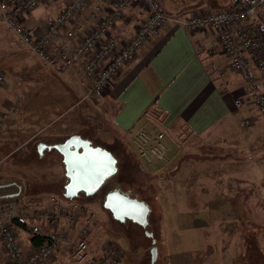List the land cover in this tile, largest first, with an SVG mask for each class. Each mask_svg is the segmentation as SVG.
I'll list each match as a JSON object with an SVG mask.
<instances>
[{"label": "rangeland", "instance_id": "rangeland-1", "mask_svg": "<svg viewBox=\"0 0 264 264\" xmlns=\"http://www.w3.org/2000/svg\"><path fill=\"white\" fill-rule=\"evenodd\" d=\"M61 1L48 0L40 7L49 20L63 9ZM160 1L168 11L167 0ZM0 71V201L19 194L20 205L28 209L72 202L84 206L93 219L88 243L94 259L115 242L123 254L115 264H151L154 247L155 264H264V118L246 127L238 122L222 128L219 136L225 139L182 140V148L190 147L177 156L172 174L177 173L170 178L168 157L161 165L142 166L115 142L109 116L88 105L72 109L78 91L59 80L1 20ZM74 134L114 148L110 152L121 174L151 206L146 228L115 221L104 208L103 189L66 200L58 196L59 185H49L66 181L62 156L45 150L40 158L38 144H57ZM190 212L201 217H182ZM60 262L74 264L67 252Z\"/></svg>", "mask_w": 264, "mask_h": 264}, {"label": "built area", "instance_id": "built-area-1", "mask_svg": "<svg viewBox=\"0 0 264 264\" xmlns=\"http://www.w3.org/2000/svg\"><path fill=\"white\" fill-rule=\"evenodd\" d=\"M47 2L0 0V20L49 70L78 91L72 102L75 110L80 106L85 109L89 104L97 105L101 95H108L121 69L170 20L160 0H65L62 12L40 33H35L25 24V19ZM91 2H94L97 20L90 28H83L77 20ZM136 6L142 8L145 17L137 26L134 37L120 44L113 31L125 12ZM262 8L264 0H237L229 9L172 20L192 33L208 29L216 33L231 71L248 75L252 93L247 99L235 100L236 107L248 103L264 117V23L258 21ZM252 71L259 75L260 89L255 88L256 79L249 74ZM74 72L75 79L72 77ZM3 80L0 71V85ZM8 117L5 113L4 120ZM251 123L252 119H245L242 126ZM131 136L139 161L153 166L167 160L168 147L163 131L140 129ZM21 201L19 195L0 201V246L6 264H47L64 248L74 264H115L121 260L123 254L115 242H109L101 256L95 259L91 256L88 236L93 219L84 206L72 202L59 208L28 209L20 205ZM30 220L45 222L51 232L44 244L26 252L15 223ZM64 222L69 232L60 229Z\"/></svg>", "mask_w": 264, "mask_h": 264}, {"label": "crops", "instance_id": "crops-1", "mask_svg": "<svg viewBox=\"0 0 264 264\" xmlns=\"http://www.w3.org/2000/svg\"><path fill=\"white\" fill-rule=\"evenodd\" d=\"M236 2L237 0H167L168 11L164 2L161 3L170 20L145 42L136 56L121 69L110 93L101 95L97 105H88V110H98L109 116V127L115 142L121 143L122 151L133 160L139 161L131 133L140 129L163 131L168 147L169 177L173 178L177 173L176 171L172 174L176 170L173 167L180 162L177 156L184 154V150L190 147L188 145L182 148V140L187 137L197 141L225 139L224 136H219L222 128H231L238 122L242 125L246 118H264L248 103L241 108L236 107L235 100L248 98V75L231 71L228 59L217 42L216 33L212 29L192 33L172 20L229 9ZM61 3L64 9L65 0ZM40 7L25 19V24L35 33L43 30L50 21L47 10L43 11ZM144 17L145 14L139 6L125 12L122 21L113 31L120 44L134 37L136 28ZM96 20L94 2H91L77 21L83 28H90ZM258 21L264 23V8L259 11ZM124 25L127 26L126 30L120 31ZM249 74L256 79L255 88L260 89L259 75L255 71ZM73 76L76 77L75 72ZM74 135L94 140L84 134ZM114 140L111 143H114ZM139 164L147 165L141 161ZM67 183L63 180L49 185H59V188L64 185L65 189ZM57 191L60 192L58 189ZM63 195L64 192L58 194L59 197H64ZM182 217L191 221L201 215L194 217L190 212ZM25 225V229L19 228L22 235H19V238L25 251L31 252L35 248L31 243V236L36 234L47 238L51 230L45 222L28 221ZM60 229L69 232L65 222L61 224ZM66 252L67 249L64 248L47 264H62L60 261ZM6 262L0 246V264Z\"/></svg>", "mask_w": 264, "mask_h": 264}, {"label": "water", "instance_id": "water-1", "mask_svg": "<svg viewBox=\"0 0 264 264\" xmlns=\"http://www.w3.org/2000/svg\"><path fill=\"white\" fill-rule=\"evenodd\" d=\"M45 150H57L62 156L65 177L68 180L63 196L67 200L80 198L81 194L94 196L118 173V160L114 155L102 146H95L93 140L81 135H73L57 144L39 143L38 152L41 157ZM104 208L109 210L117 221L130 220L143 228L148 226L151 209L143 201L116 191L106 197ZM147 235L154 237L152 233ZM151 254V264H155L158 248L154 247Z\"/></svg>", "mask_w": 264, "mask_h": 264}, {"label": "trees", "instance_id": "trees-1", "mask_svg": "<svg viewBox=\"0 0 264 264\" xmlns=\"http://www.w3.org/2000/svg\"><path fill=\"white\" fill-rule=\"evenodd\" d=\"M96 144L97 145H100L102 147H105L107 150H109V151L112 152L111 148H113V147L106 146V145L99 144V143H96ZM114 156H115V153H114ZM66 182H68L67 179H66ZM132 183L133 182L131 180H129V178L126 177V175L123 176L121 174V170H120V168H118V173L115 176H113L112 178H110L106 182V184L102 187V189H103V191H109L110 189H112V190L117 189L121 193L129 196L130 198L138 199L140 201L145 202L150 207V209H151V206L148 203V201H146V199L143 198V196H140L139 195V192L141 190L139 188H137V186L133 185ZM59 191L60 192H64L65 191L64 185L61 186V188H60ZM81 196H84V198L86 197L85 194H81ZM148 221H149V224H150V221H151L150 216L148 217ZM15 224H16V226L18 228L25 229V227H26V225H25L24 222H16ZM46 239H47L46 237L33 234L31 236V243L33 244V246L38 247V246H41L42 244H44L45 241H46ZM155 240H156V236H154V238H153V241H155ZM151 261H152V256H151Z\"/></svg>", "mask_w": 264, "mask_h": 264}, {"label": "flooded vegetation", "instance_id": "flooded-vegetation-1", "mask_svg": "<svg viewBox=\"0 0 264 264\" xmlns=\"http://www.w3.org/2000/svg\"><path fill=\"white\" fill-rule=\"evenodd\" d=\"M94 141V140H93ZM94 145L95 146H100V145H97L96 144V142H94ZM103 148H105V147H103ZM111 150H114V148H111ZM51 151H53V150H51ZM38 152V151H37ZM38 154H39V152H38ZM39 156H40V154H39ZM44 156V155H43ZM40 158H43V157H41L40 156ZM68 181V180H67ZM120 192L119 190H117V189H115V190H112V189H110L109 191H103L104 193H105V200H106V197L110 194V193H113V192ZM121 193V192H120ZM121 194H123V193H121ZM86 196V195H85ZM86 197H88V196H86ZM109 211V210H108ZM110 212V211H109ZM111 213V212H110ZM112 214V213H111ZM113 216V215H112ZM113 219H114V217H113ZM115 221H117L116 219H115ZM127 221H130V220H126L125 222H127ZM120 221H118V223H119ZM125 222H120L121 224H123V223H125ZM132 222V221H131ZM152 262V261H151Z\"/></svg>", "mask_w": 264, "mask_h": 264}]
</instances>
